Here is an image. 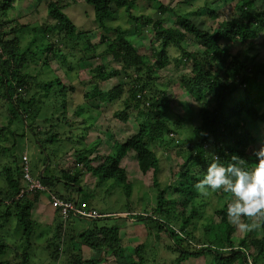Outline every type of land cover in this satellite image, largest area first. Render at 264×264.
Wrapping results in <instances>:
<instances>
[{
    "label": "rangeland",
    "instance_id": "374dc122",
    "mask_svg": "<svg viewBox=\"0 0 264 264\" xmlns=\"http://www.w3.org/2000/svg\"><path fill=\"white\" fill-rule=\"evenodd\" d=\"M46 1H16L15 8L8 13L7 17L15 20V23L12 24L13 27L17 25L23 28L11 38L18 41L19 49L22 52L29 47L31 51H34V58L24 72L35 76L41 84L55 82L57 79L63 81L60 85L55 86L53 94L60 95L62 99L65 98L66 105L62 101L55 103L51 95L47 101L45 100L49 102L53 99L52 104L51 102L46 103L49 109L46 106L38 108L36 105L35 108L40 112L37 115L33 112L30 114V123L33 127L41 126L42 131L40 132L42 133L39 137L42 140L40 141L29 128H24L23 122L20 124L15 121L10 124L11 115L7 100L0 90V196L7 188L5 166L21 164L20 157L27 153L35 177L43 173L46 178L57 180L55 188L49 191L52 195L59 198L74 195L84 201L89 209H96L103 214L114 213L110 219L99 220L96 223L98 226H120L121 245L125 252L118 257L106 253L104 255L106 258H103L97 251L81 245L78 239L79 234L90 229L94 225L93 221L75 217L64 221L58 211L51 206L50 194L41 193L33 207L32 217L35 230L31 238L32 246L26 249L27 242L21 225L15 216H11L9 221H4L0 231L8 245L7 254L0 256V263L76 264V262L74 263L75 258L80 256L83 260L93 258L94 264H130V262L139 261L135 256V249L137 246L145 244V264H174V260L178 256L177 244H189L191 248L195 249L204 245L215 249L228 247L224 230L220 227L221 218L217 211L224 207L225 203L231 201V194L223 196L212 190H207L206 194L199 192V196L191 199L189 195L177 192L178 188L187 183L186 178L181 175L190 168L196 171L193 164L187 160L190 155L194 156L193 145L198 141L194 135V129L202 124L201 108L204 101L192 97L180 82V77L183 74L191 73L192 64L185 60L179 50L171 49L169 65L157 69L153 51L158 47L159 40L152 27L147 26L143 29L140 24L137 26L138 22L130 17L126 9L116 8L114 14L105 20V25L110 28L121 27L126 31V38L137 47L138 52L142 56H148V65L152 66V79L150 80L151 77H148L147 74L150 71L147 69L148 65L147 68L143 67L141 72H138L136 68L124 72L121 69L122 64L115 61L109 54L108 42L105 43L107 39H114L116 34H105L98 28L93 6L83 0H78L67 7L65 13L83 35L75 39V37L66 38L64 33L63 36L55 33L53 35L58 36V40H62L58 43L55 42V37L50 39L53 37L51 26L54 25V21L47 14ZM136 1L137 6L131 14L137 16L142 24H145L148 19H152L161 21L167 28L181 29L178 16L192 13L190 19L193 23L201 29L214 32L222 22L239 19L235 7L240 0H158L166 8H169L167 12L160 11L154 1ZM207 3L209 7L205 8ZM254 5L257 8H263L262 0H255ZM209 9L217 13L216 20L208 15ZM138 27L141 29L139 28V30ZM104 37L107 39L103 41ZM33 40L34 42L30 45ZM87 41L90 42L91 47ZM53 42H55L56 48L63 51L65 57H54L44 49ZM224 43L231 48L234 55L239 56L240 60L248 66L264 65V31L252 41L230 44L225 41ZM183 46L191 53L203 51L201 45L192 37L186 39ZM38 47L40 50L37 49ZM46 61L49 66L45 64ZM97 66H103L108 73L116 70L121 71L118 76L101 84L103 91L123 88L120 98L104 105L98 98L87 99L84 97L92 90L94 84H89L88 80L96 74L94 69ZM257 79L264 81V73L260 74ZM145 81H150L146 89L148 96L153 97L165 92L171 101V107L167 111L168 121L164 142L151 146V150L158 153L161 158L160 171L157 176H154L153 171L145 175L140 172L135 153L129 154L122 163L127 171L128 185L131 189V195L128 197L125 193V185L116 179H109L97 186L96 176L87 172V163L79 162L77 153L87 149L85 157L95 160L92 165H98L103 156L117 153L118 143L126 142L138 132V108L130 100V89L135 84ZM65 85L73 86V92H63ZM30 91V94L34 95L33 93L37 90L34 88ZM43 93L41 91L39 92L40 96H34L38 103L39 100H44ZM239 97L240 93L237 95V98ZM127 103L132 106V109L128 112L130 113L129 120L123 122L118 118V114L126 108ZM88 104L96 109L100 107V112L90 109ZM63 106L67 108V120L65 121H63L61 113L64 111ZM6 128L10 133L6 132ZM255 128L254 133L258 143L256 146L253 145L252 152L264 144V126ZM13 131L16 134L15 137L11 136ZM55 133L59 134L57 140L46 141ZM6 137L8 141L4 140ZM205 152L207 155L215 157L211 147L207 148ZM97 156L99 158H96ZM204 167L205 165L199 166L197 172L204 174L206 172ZM201 168L202 171H200ZM77 172L80 173V187L78 190L77 188L74 190V186L69 185L68 190L63 182L64 176L66 174L75 175ZM154 177H157L158 186L155 185ZM165 188L168 189L166 195L168 202H173L176 207L177 219L174 221L177 223L172 228L176 230V234L186 238L184 242L177 241V238L170 239L167 234L160 233L159 224L149 219L151 216L158 221L160 216L155 213L154 208L157 206L160 189ZM184 212L187 216L193 215L186 232L181 231L179 226L182 224L181 216ZM118 213L121 215H117ZM135 214L144 215L145 220L135 221ZM0 221L2 220L0 219ZM230 224L234 228L232 238L235 246L239 247L240 241L245 238L248 243L246 251L252 261V254L257 252L252 241L261 240L264 235L259 222L254 220L246 227L243 218H241L238 224L231 222ZM25 252H27L26 258H24ZM215 262L214 256H203L198 259L191 258L184 264H215ZM81 264L85 263L81 262ZM257 264H264V254L259 257Z\"/></svg>",
    "mask_w": 264,
    "mask_h": 264
},
{
    "label": "trees",
    "instance_id": "16d2710c",
    "mask_svg": "<svg viewBox=\"0 0 264 264\" xmlns=\"http://www.w3.org/2000/svg\"><path fill=\"white\" fill-rule=\"evenodd\" d=\"M17 0H1L0 1V90H2L5 99L7 100L9 114L11 115L10 124L17 121L20 124L25 125V129L29 130L38 138L42 132L41 126L33 127L30 123L33 112L36 115L40 112L38 108L48 105L46 103H62L66 105L65 98L59 95L53 94V89L56 85H60L63 81L61 79L55 80V82L39 83L37 78L28 72H24L29 66L30 61L34 58V51H31L29 47L26 51L22 52L19 49L18 41L12 39L11 36H16L21 26L13 27L12 24L15 20L8 18V13L16 6ZM78 0H47V14L51 20L54 21L52 28V38L55 37V42L58 40V34L66 38L75 37L79 38L83 34L78 30L77 26L72 22L70 17L65 13L67 7ZM88 5L93 6L95 21L98 28L103 30L105 34L114 33L116 37L109 40L108 52L113 56V59L122 64V71L126 72L128 69H137L138 72L143 70V67L148 65V56H142L137 47L126 38V31L121 27L110 28L105 25V20L110 18L114 14V9H126L134 20L140 24L143 29L147 26H151L155 32L156 37L159 40V45L154 48L153 56L157 62L155 66L158 68H164L170 63V50L176 49L182 53L186 61L192 64L191 73H185L180 77L182 87L192 96L198 100H203V106L201 108V126L194 129V135L198 138V141L193 145L194 156L190 155L187 162L193 164L196 168L194 171L192 168L186 170L181 177H185L187 183L177 189L179 194H187L194 199L199 196V191L196 190L195 184L203 178L202 173L197 172L199 166L205 165L206 171L208 165L213 162L214 159H218L219 162L227 165L232 161V157L238 156L244 159L242 168L251 170L255 167L256 158L254 156V146L258 143L257 136L255 135L256 126H264V81H259L257 77L264 73V65L258 64L257 66H248L243 63L239 56L234 55L231 52V48L224 42L229 44L234 42L245 43L258 38L259 34L264 31V0L263 8L255 7V0H240L235 7L236 14L239 19L225 21L219 24L218 28L214 32H209L198 27L190 19L192 13H187L178 16L181 29L167 28L161 21L148 19L145 24L141 23V20L137 16H132V10L137 6L136 0H83ZM154 1L158 9L162 12L169 11L158 0ZM209 4L205 5L208 8ZM208 15L216 20L218 18L217 13L209 9ZM1 17H4L3 19ZM140 27H138L139 29ZM141 29V28H140ZM139 29V30H140ZM187 33V34H186ZM192 37L197 40L201 45L203 51L200 52H188L184 48L186 39ZM34 40L30 43V45ZM55 42L49 43L44 49L50 52L54 57H65V54L61 49L56 48ZM88 42V41H87ZM88 42L87 44H89ZM91 47V44H89ZM40 50V48H37ZM148 58V59H147ZM92 59V57H91ZM46 65L49 63L46 61ZM148 67V68H147ZM146 68L148 71V77L152 79V66L148 65ZM96 74L90 78L89 84H94L90 93H86L84 97L87 99L98 98L101 104H108L115 101L123 93V88L119 87L110 89L107 91L101 90V84L109 81L110 79L118 76L121 71L106 72L103 66H97L94 69ZM222 75V77H221ZM224 76V77H223ZM150 81H145L141 84H135L130 89V100H132L138 108L137 123L138 132L132 137L126 140L124 143L117 144V153H110L107 156H103L101 162L98 165H92L94 159H87V149L78 151V161L86 162L87 172L93 173L97 178V186L102 185L109 179H116L119 183L125 185V193L129 197L131 195V189L129 188V179L126 169L122 166L123 161L129 154L135 153L138 168L142 174H148L153 171L154 176L160 171L161 158L158 153L151 150V146L155 143L164 142L165 130H167V111L171 107V101L166 96L165 92L156 96H148L146 90ZM70 85V84H69ZM33 88V89H32ZM36 92L32 94L30 90ZM73 86L65 85L63 92H73ZM43 91L44 100H35V97L39 92ZM62 95L64 96V93ZM238 93L240 97L237 98ZM32 96H29V95ZM53 97L52 100L46 102L48 98ZM46 100V101H45ZM37 105V106H36ZM143 105V107H141ZM42 106V107H40ZM88 107L92 110H98L100 107L93 108L88 104ZM147 107V108H146ZM45 108V109H47ZM64 111L63 121L66 119V106H63ZM132 106L127 103L126 108L118 114L123 122L129 120V111ZM148 109V110H147ZM150 109V110H149ZM152 112V113H151ZM101 114V113H100ZM154 114V116H153ZM156 116V117H155ZM33 118V117H32ZM58 119V118H57ZM62 120V119H61ZM45 122H47L45 120ZM84 123V122H83ZM178 123V122H176ZM48 124V123H47ZM179 124V123H178ZM38 127V128H37ZM9 132L8 128H6ZM10 133V132H9ZM12 137H15V133H11ZM48 138V142H54L59 137L58 133L52 134ZM84 139V137H83ZM4 140L8 141L6 137ZM44 141V140H43ZM260 141V140H259ZM261 143V141L259 142ZM211 147L213 149L215 157L206 154V149ZM23 156V155H22ZM22 156L20 157V163L22 162ZM96 158H99L98 156ZM88 160V162H87ZM30 161V159H29ZM89 163V164H88ZM6 170V182L7 188L0 196V231L3 227L4 221H9L11 216H15L21 225L24 238L27 242L26 249L32 246L31 238L34 235V220L32 217V210L34 205L38 201L39 194L44 192H28L23 196H20L21 190L25 187L22 176V164L12 166L7 164ZM202 171V168L200 169ZM79 175L77 172L75 175L66 174L64 176L65 187L69 190L68 186H74V190L80 187ZM42 183L50 189L55 188L56 181L51 178H46L44 174H38ZM155 185L158 186L157 177H154ZM168 189H160L157 206L154 208L155 213L160 217L154 220L149 216V219L159 224L160 233L167 234L170 239L177 238V241L184 242L185 237H181L176 234V230H173L172 226L177 222V214H175V204L169 203L166 195ZM80 192V189H79ZM46 193V192H45ZM216 194L227 195L223 191H215ZM228 197V196H227ZM79 198V197H78ZM66 201H75L77 197L74 195H68L67 198H61ZM79 201L85 203L79 198ZM227 205L217 211V214L221 218V229L224 230L225 240L228 247H222L221 249H215L210 246H203L200 248H191L189 244H177L176 251L178 253L177 258L174 260V264H184L191 258L198 259L200 257L214 256L215 264H236L238 262L249 264L250 255L247 254L248 243L245 238L240 241V246H235V242L232 238L233 226L230 224L226 215ZM102 215H106L101 213ZM130 214V213H129ZM135 221H144V215L135 214ZM181 216V215H180ZM191 216L186 212L181 216L180 230L186 232L187 226L191 222ZM111 216L93 219L94 225L79 234V242L83 246H87L90 249L97 251V253L104 255L107 253L114 257H118L125 251L121 245V227L118 225L108 227L106 225L98 226L97 221L110 219ZM245 226L256 220L259 222L262 231L264 233V214L255 217H242ZM6 223V222H5ZM96 223V224H95ZM252 244L256 248L257 252L252 254V264H257L259 257L264 254V235L261 240H254ZM6 238L0 233V256L7 254ZM145 244H141L135 249V256L138 258V262L130 264H145ZM226 252V253H225ZM24 258L27 256V252L24 254ZM81 264H94V260H83L82 257L77 256L74 263ZM107 262V259H106ZM255 262V263H254ZM0 264H23V263H10L1 262ZM25 264V263H24Z\"/></svg>",
    "mask_w": 264,
    "mask_h": 264
},
{
    "label": "clouds",
    "instance_id": "9594fccd",
    "mask_svg": "<svg viewBox=\"0 0 264 264\" xmlns=\"http://www.w3.org/2000/svg\"><path fill=\"white\" fill-rule=\"evenodd\" d=\"M254 156L257 162L251 170L239 166L244 159L235 155L233 162L227 165L214 159L203 178L195 184L201 193L219 190L231 194L226 215L234 224H238L242 217L264 214V144L254 151Z\"/></svg>",
    "mask_w": 264,
    "mask_h": 264
},
{
    "label": "built area",
    "instance_id": "2783aa9c",
    "mask_svg": "<svg viewBox=\"0 0 264 264\" xmlns=\"http://www.w3.org/2000/svg\"><path fill=\"white\" fill-rule=\"evenodd\" d=\"M21 164L25 187L21 190L19 197L28 192H46L50 194L51 206L58 211L64 221L69 220L71 217L90 221L105 216L99 213L96 209H89L86 203L79 201V198L73 202L66 201L55 195H52L47 187L42 183V181L33 175V169L27 153L23 154ZM249 263L252 264V261L250 260Z\"/></svg>",
    "mask_w": 264,
    "mask_h": 264
},
{
    "label": "crops",
    "instance_id": "0c3cea01",
    "mask_svg": "<svg viewBox=\"0 0 264 264\" xmlns=\"http://www.w3.org/2000/svg\"><path fill=\"white\" fill-rule=\"evenodd\" d=\"M41 174H43V173H41ZM36 205V204H35ZM35 205H34V207H35ZM33 210H34V208H33ZM33 210H32V213H33ZM106 215H108V216H114V213H107ZM117 215H121V213H118ZM89 259H91V258H88L87 260H89Z\"/></svg>",
    "mask_w": 264,
    "mask_h": 264
}]
</instances>
